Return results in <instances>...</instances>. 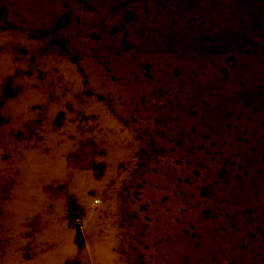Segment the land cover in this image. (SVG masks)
Segmentation results:
<instances>
[{
  "label": "rangeland",
  "instance_id": "374dc122",
  "mask_svg": "<svg viewBox=\"0 0 264 264\" xmlns=\"http://www.w3.org/2000/svg\"><path fill=\"white\" fill-rule=\"evenodd\" d=\"M0 264H264V0H0Z\"/></svg>",
  "mask_w": 264,
  "mask_h": 264
}]
</instances>
